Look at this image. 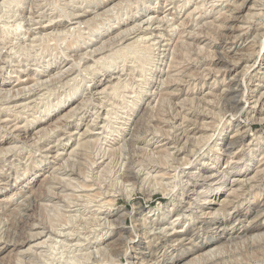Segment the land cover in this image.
Segmentation results:
<instances>
[{
  "label": "rangeland",
  "instance_id": "obj_1",
  "mask_svg": "<svg viewBox=\"0 0 264 264\" xmlns=\"http://www.w3.org/2000/svg\"><path fill=\"white\" fill-rule=\"evenodd\" d=\"M13 2L0 6V264H195L213 250L214 264H264V0ZM81 3L84 23L35 32ZM27 8L46 19L21 21ZM216 167L239 183L205 180Z\"/></svg>",
  "mask_w": 264,
  "mask_h": 264
},
{
  "label": "bare ground",
  "instance_id": "obj_2",
  "mask_svg": "<svg viewBox=\"0 0 264 264\" xmlns=\"http://www.w3.org/2000/svg\"><path fill=\"white\" fill-rule=\"evenodd\" d=\"M14 0H0V6L1 5H6L7 3L9 4L10 2H13ZM70 1V0H69ZM94 1V0H93ZM133 1V0H132ZM168 1V0H167ZM22 2V1H21ZM74 2V1H73ZM75 2H76V0H75ZM80 2H81V0H80ZM88 2V1H87ZM86 2V3H87ZM90 2V1H89ZM208 2V1H207ZM14 3V2H13ZM17 3V2H16ZM54 3H56V2H54ZM69 3V2H68ZM71 3H72V1H71ZM95 4H96V2H94ZM195 3V2H194ZM72 4H74V3H72ZM83 3H81V4H76V5H74V9H73V11H72V13L70 12L66 17H67V21H65L64 23H53V21L54 20H52V19H50V18H52V17H46L47 18V20H46V23H43V22H38L37 21V23L36 22H34V26H37L36 28H34V30H35V32L36 33H42V32H47V31H51L54 27L56 28V27H60V26H64V25H66V23L68 24V23H72V24H74V23H76L77 25H79V24H82V23H84V21L82 20V18L83 17H87V13L89 12V10L91 9H89V10H87L88 8H89V6H84V7H82L81 8V6H83L82 5ZM21 5H22V3H21ZM65 5V4H64ZM68 5V4H67ZM66 5V6H67ZM71 4L69 3V6H70ZM98 5V4H97ZM97 5H95V6H97ZM212 5V4H211ZM16 6V5H15ZM25 6V5H24ZM57 6V5H56ZM69 6H67V7H69ZM201 6V5H200ZM11 7V6H10ZM23 7V6H22ZM26 7V6H25ZM92 7V6H91ZM210 7V6H209ZM21 8V7H20ZM64 8H65V6H64ZM71 8V7H70ZM93 8H94V6H93ZM115 8V7H114ZM136 8V7H135ZM24 9V8H23ZM18 10H20V9H18ZM31 10H33V9H31ZM70 10V9H69ZM112 10V9H111ZM23 11V10H22ZM20 12L19 13V16H20V20L22 21V20H24V19H27V21H30V22H33L35 19H37V20H43L45 17H43L42 15H37V14H33L32 13V11H30L28 8L24 11V12ZM34 11H35V9H34ZM62 11V10H61ZM114 11V10H113ZM112 11V12H113ZM40 12V11H39ZM171 12V11H170ZM8 14V13H7ZM41 14H42V12H41ZM37 15V16H36ZM86 15V16H85ZM255 15V14H254ZM18 16V17H19ZM31 16V17H30ZM60 16V15H59ZM156 16V15H155ZM163 16V15H162ZM147 17V16H146ZM159 17V16H158ZM45 18V19H46ZM49 18V19H48ZM63 18V17H62ZM64 19H65V17H64ZM151 19V18H150ZM154 19V18H153ZM164 20V19H163ZM26 21V20H25ZM116 21V20H115ZM148 21H149V17H148ZM147 21V22H148ZM166 21V20H165ZM12 22V21H11ZM13 22H15V25L18 27V26H21L22 25V22H21V25H20V22L18 23H16V20H14ZM29 22V23H30ZM153 22H154V20H153ZM226 22V21H225ZM25 23V22H24ZM159 23V22H158ZM15 25H13V26H15ZM31 25V24H30ZM140 26H141V24H139ZM139 25H137V26H139ZM12 26V25H11ZM15 26V27H16ZM23 26V25H22ZM87 26V25H86ZM137 26H134V27H132V28H130V29H128V30H126L125 32L124 31H122L123 33L122 34H120L119 36H123V38H125V39H127V38H129V36H132V35H130L132 32H133V30H135V32L137 31H139V27L137 28ZM150 26V25H149ZM27 27V26H26ZM76 27V26H75ZM78 27V26H77ZM142 27V26H141ZM250 27V26H249ZM3 28H4V26H3ZM8 28H10V27H8ZM20 28V27H19ZM66 28H67V26H66ZM60 29V28H59ZM88 29V28H87ZM150 29V28H149ZM163 29V28H162ZM224 29V28H223ZM250 29V28H249ZM28 30V29H27ZM26 30V31H27ZM31 30V29H30ZM144 30H145V27H144ZM156 30V29H155ZM245 30V29H244ZM15 31V30H14ZM16 31H18V30H16ZM74 31V30H73ZM82 31V30H81ZM257 31V30H256ZM134 32V33H135ZM188 32H189V30H188ZM32 34V33H31ZM30 34V35H31ZM76 34V33H75ZM164 34V33H163ZM62 35V34H61ZM160 35V34H159ZM182 35V34H181ZM31 36H33V35H31ZM69 36V35H68ZM162 36V35H161ZM191 36V35H190ZM235 36V35H234ZM47 37V36H46ZM79 37V36H78ZM149 37V36H148ZM222 37H223V35H222ZM254 37V36H253ZM49 38V37H48ZM141 38H143V37H141ZM159 38V37H158ZM264 38V37H263ZM42 39H44V38H42ZM121 39H122V37H121ZM134 39H136V38H134ZM234 39H235V37H234ZM2 40H4V39H2ZM36 40V39H35ZM124 40V39H123ZM139 40H140V38H139ZM156 40V39H155ZM160 40V39H159ZM5 41V40H4ZM117 41V40H116ZM23 42V41H22ZM119 42V41H118ZM163 42V41H162ZM188 42V41H187ZM7 43V42H6ZM59 43V42H58ZM140 43V42H139ZM192 43V42H191ZM194 43V42H193ZM118 44V43H117ZM152 44V43H151ZM263 44V43H262ZM12 45V44H11ZM18 45V44H17ZM189 45V44H188ZM23 46V45H22ZM129 46V45H128ZM135 46V45H134ZM3 47V46H2ZM112 47V46H111ZM126 47V46H125ZM262 47H263V45H262ZM5 48V47H4ZM36 48V47H35ZM127 48H129V47H127ZM3 49V48H2ZM103 49V48H102ZM115 49V48H114ZM183 49V48H182ZM137 50H138V48H137ZM15 51V50H14ZM100 51V50H99ZM98 51V52H99ZM131 51H133V50H131ZM139 51V50H138ZM6 52H8L7 50H6ZM10 52V51H9ZM52 52V51H51ZM16 53V52H15ZM8 54V53H7ZM37 54H38V52H37ZM55 54V53H54ZM62 54H64V53H62ZM106 54V53H105ZM4 55V54H3ZM264 55V54H263ZM263 55H261L260 56V58L261 57H263V59H262V61H264V56ZM66 56V55H65ZM81 57V56H80ZM90 57V56H89ZM92 57V56H91ZM87 58V57H86ZM249 58V57H248ZM17 59V58H16ZM39 59V58H38ZM62 59V58H61ZM68 59V58H67ZM78 59V58H77ZM80 59V58H79ZM27 60V59H26ZM248 60V59H247ZM1 61V60H0ZM18 61V60H17ZM36 61V60H35ZM85 61V60H84ZM133 61V60H132ZM196 61V60H195ZM3 62H4V59H3ZM5 62H7V60L5 61ZM4 62V63H5ZM72 62V61H71ZM106 62V61H105ZM150 62V61H149ZM172 62V61H171ZM9 63V62H8ZM66 63V61H62V62H60V66H62L63 64H65ZM84 63V62H83ZM95 63V62H94ZM93 63V64H94ZM0 64H2V66H3V63L1 62ZM92 64V65H93ZM6 65V64H5ZM39 65V64H38ZM139 65V64H138ZM10 66V65H9ZM100 66V65H99ZM230 66V65H229ZM258 66V65H257ZM4 67V66H3ZM3 67H0V69H3ZM11 67V66H10ZM65 67V66H64ZM72 67V66H71ZM233 67V66H232ZM9 69V68H8ZM12 69V68H11ZM63 69V68H62ZM70 69V68H69ZM96 69V68H95ZM258 69V68H257ZM141 70V69H140ZM260 70V69H259ZM12 71V70H11ZM10 71V72H11ZM14 71V70H13ZM262 71V70H261ZM60 73V75L62 74V72L61 71H59ZM71 72V70H66V72H64V74L65 75H67V73H70ZM88 72V71H87ZM129 72V71H128ZM132 72V71H131ZM168 72V71H167ZM169 73V72H168ZM64 74L63 75H61V77L60 78H62L63 76H64ZM57 75V74H56ZM55 75V76H56ZM59 75V76H60ZM179 76V75H178ZM47 78V77H46ZM52 78V77H51ZM143 78V77H142ZM213 78V77H212ZM55 79V78H54ZM193 79V78H192ZM18 80V79H17ZM47 80V79H46ZM140 80V79H139ZM60 81V80H59ZM258 82H261V78H259V81ZM71 83V82H70ZM238 84V83H237ZM260 84V83H259ZM41 85V84H40ZM45 85V84H44ZM43 85V86H44ZM64 85V84H63ZM74 85V84H73ZM128 85V84H127ZM163 85V84H162ZM42 86V85H41ZM262 86V85H261ZM74 87V86H73ZM161 87V86H160ZM39 88V87H38ZM24 89H27V88H24ZM29 89V88H28ZM34 89H35V87H34ZM244 89V88H243ZM23 90V89H22ZM61 90V89H60ZM257 90V89H256ZM31 91H32V88H31ZM44 91V90H43ZM23 92V91H22ZM19 93L20 94V96H16L15 95V93H13V95H11V97H9V98H7L6 97V101H9V100H11V99H13V98H15V100H16V98L17 97H22V94L23 93ZM260 92V91H259ZM9 93V92H8ZM32 93V92H31ZM227 94V93H226ZM5 95V94H4ZM7 95V94H6ZM28 94H26V95H24L23 94V96L26 98V97H28L27 96ZM33 95V94H32ZM251 96V95H250ZM35 97V96H34ZM33 97V98H34ZM255 97H256V99L254 100V104H258L261 100H263L262 99V97H264V91L263 92H261V93H258L257 94V96H256V94H255ZM32 98V97H31ZM36 98V97H35ZM131 98V97H130ZM252 98V97H251ZM254 98V97H253ZM2 99V98H1ZM164 99V98H163ZM241 99V98H240ZM14 100V99H13ZM26 100V99H25ZM33 100V99H32ZM249 101V100H248ZM24 102V101H23ZM29 102H31V101H29ZM33 102V101H32ZM35 102V101H34ZM239 102V101H238ZM253 102V101H252ZM7 103V102H6ZM15 103V102H14ZM20 104V103H19ZM23 104V103H22ZM21 104V105H22ZM205 104V103H204ZM234 104V103H233ZM12 105V104H11ZM25 105H27L26 103H25ZM29 105H31V104H29ZM28 105V107H32V105L31 106H29ZM16 106L17 105H15L14 107L16 108ZM23 106V105H22ZM137 106V105H136ZM140 107V106H139ZM139 107L136 109V111H138V109H139ZM221 107V106H220ZM4 111V110H3ZM35 111V110H34ZM141 112V111H140ZM247 113H254V112H252V111H248ZM261 113V112H260ZM100 114V113H99ZM95 115H97V114H95ZM196 115V114H195ZM197 115H199V114H197ZM99 117H100V115H98ZM104 116V115H103ZM177 116V115H176ZM252 117H254V116H252ZM94 118H96V119H98L97 118V116H95ZM101 118V117H100ZM248 118H251V117H248ZM261 118V117H260ZM259 118V119H260ZM2 119V118H1ZM6 119V118H5ZM5 119H3L2 121H0V122H4V120ZM150 119V118H149ZM264 120V118H261V120ZM128 120V119H127ZM250 120V119H249ZM260 120V121H261ZM262 120V121H263ZM5 121H7V120H5ZM94 121H95V119H94ZM103 121V120H102ZM152 121V120H151ZM201 121V120H200ZM259 121V122H260ZM128 125H130V122L129 123H127ZM190 124V123H189ZM91 125H93V124H91ZM96 126H97V124H95ZM100 125V124H99ZM98 125V126H99ZM245 125H247V124H245ZM103 126V125H102ZM23 127V126H22ZM91 126H89V128H90ZM94 126H92V128H93ZM4 128H5V125H4ZM97 128V127H96ZM129 128V127H128ZM128 128H126V130H128ZM247 128V127H246ZM15 129H17V128H15ZM92 130H94V128L92 129ZM123 130V129H122ZM121 130V131H122ZM128 132V131H127ZM247 132H248V130L247 129H244V130H242V131H237L236 132V137L237 138H235L233 141L231 140L230 141V143H229V147H233V145L235 144V143H237V142H240V144L242 145V143H243V140H244V138H247V137H249L248 136V134H247ZM89 133H91V132H89ZM110 133V132H109ZM69 134V133H68ZM121 134V133H120ZM119 134V135H120ZM158 134V133H157ZM121 136V135H120ZM184 136V135H183ZM261 136V135H260ZM81 137V136H80ZM79 137V138H80ZM150 137V136H149ZM178 137H179V135H178ZM252 137V136H251ZM255 137V136H254ZM120 138V137H119ZM180 138H182V136L180 137ZM184 138H186V136L184 137ZM189 138V137H188ZM259 138L260 137H258V139L257 138H251V139H249L250 141H249V143H248V145H252V143H254L253 141H255V140H257V143H259ZM123 140H125V138L123 139ZM139 139H131L130 141H134L135 143L134 144H138L140 141H143V142H145V145H149L150 144V140H139ZM179 140V139H178ZM183 140V139H182ZM125 141H127V140H125ZM187 141H189V140H187ZM183 142H184V140H183ZM85 143V142H84ZM88 143V142H87ZM125 143V142H124ZM182 143V142H181ZM82 144V143H81ZM144 144V143H143ZM79 145V144H78ZM77 145V146H78ZM186 145V144H185ZM83 146V145H82ZM118 146V147H117ZM125 146V145H124ZM182 146H183V144H182ZM88 147V146H87ZM110 147L111 148H113L112 150H117L118 148L120 149V147H121V145L119 146L118 145V143L116 142V141H114L113 143H111V145H110ZM55 148V147H54ZM185 148V147H184ZM250 148V147H249ZM40 149V148H39ZM81 149V148H80ZM180 149H181V147H180ZM228 149V148H227ZM242 149V148H241ZM12 150V149H11ZM10 150V151H11ZM73 150V149H72ZM121 150V149H120ZM139 150H143V151H145L144 149H141L140 147H139ZM189 150V149H188ZM250 151H251V149L250 150H248L247 151V153L246 154H249L250 153ZM9 152V151H8ZM78 152V151H77ZM95 152V151H94ZM93 152V153H94ZM178 152H180V150L178 151ZM177 152V153H178ZM253 152V151H252ZM10 153V152H9ZM73 153V152H72ZM91 153V152H90ZM172 153H173V151H172ZM191 153V152H190ZM232 153V152H231ZM237 152H234V153H232V155L231 156H229L230 158L228 159V160H232V159H234V158H236L237 156L236 155H238L239 156V154L241 153H237ZM55 154V153H54ZM244 154V153H243ZM6 155H7V153H6ZM57 155V154H56ZM59 155V154H58ZM69 155H70V153H69ZM46 156V155H45ZM241 158H243V157H241ZM107 159V158H106ZM230 160V161H231ZM242 160V159H241ZM107 161V160H106ZM227 161V160H226ZM225 161V162H226ZM230 161H227V162H230ZM232 161H234V160H232ZM231 161V162H232ZM88 162V161H87ZM102 162V161H101ZM104 163V161L102 162V164ZM106 163V162H105ZM104 163V164H105ZM235 163V162H234ZM234 163H233V165H234ZM152 165V164H151ZM228 165V164H227ZM90 166V165H89ZM229 166V165H228ZM227 166V167H228ZM235 166V165H234ZM14 167V166H13ZM187 167V166H186ZM70 169V168H69ZM233 170V169H232ZM139 172V171H138ZM163 172V171H162ZM174 172V171H173ZM194 172V171H193ZM108 173V172H107ZM199 173H201V172H199ZM239 173V172H238ZM145 174V173H144ZM170 174H172V173H170ZM232 174V171L230 170V169H223V170H221L219 167L217 168H215V170L213 171H210L209 173H207V175H206V177H205V180L206 179H209V178H213V177H217V178H219V180L218 181H220L221 182V188H223V189H225L227 186H229V188H231L233 185H235L236 183H239L238 182V180L237 179H235V177H233V175H231ZM105 175V174H104ZM177 175V174H176ZM188 175H189V179L190 178H192V177H195L196 175H194L193 173H188ZM6 176V175H5ZM68 177V176H67ZM146 177V176H145ZM198 177H203V174H200V175H198ZM154 179V178H153ZM107 180V179H106ZM117 181V180H116ZM2 182V181H1ZM109 185V184H108ZM191 185V184H190ZM178 186V185H177ZM192 186V188H191V190L190 191H192V192H196L195 191V188H196V184L195 185H191ZM186 187L187 188H189L187 185H186ZM220 188V189H221ZM104 189V188H103ZM190 189V188H189ZM130 191V190H129ZM235 191H234V189H232L231 190V193H234ZM197 193V192H196ZM116 194V193H115ZM215 196L216 195H218V194H214ZM228 195H230V194H228ZM207 200V199H206ZM215 200V199H214ZM217 200V199H216ZM58 201V200H57ZM86 201V200H85ZM55 203V202H54ZM199 203V202H198ZM205 203H207V204H212V203H216V201H213V200H210L209 198H208V201H205ZM232 203V201L231 200H227V198H225L224 200H222L220 203H219V206L220 207H224V206H227V205H229V204H231ZM53 204V203H52ZM61 205V204H60ZM189 205V204H188ZM87 206V205H86ZM192 206V205H191ZM54 207V206H53ZM57 207V206H56ZM62 208V207H61ZM97 208V207H96ZM186 210V208L183 206V205H181V204H179L178 206H177V208H176V210H178V213H181V212H184L185 210ZM198 209H199V211L197 212V210L195 211V212H193V211H189L190 213H189V215L191 216V215H196V217H206L207 215H214L215 214V212L216 211H218L217 209H215V211H211V210H209V208H208V210L209 211H207L206 209H203V207L201 208V207H198ZM62 210V209H61ZM63 211V210H62ZM187 211V210H186ZM62 213V212H61ZM180 215V214H179ZM197 215H199V216H197ZM143 217V216H142ZM163 217V216H162ZM177 217V216H176ZM146 218V217H145ZM233 218H235V217H233ZM191 219H193L192 217H191ZM83 220V219H82ZM177 220V219H176ZM146 221V220H145ZM105 222V221H104ZM150 222V221H149ZM171 222H175V221H171ZM94 224V223H93ZM107 224V223H106ZM172 224H174V223H172ZM81 226V225H80ZM87 226V225H86ZM145 226H147L146 224H145ZM223 226V225H222ZM137 227V226H136ZM200 227V226H199ZM147 228V227H146ZM52 229V228H51ZM245 231V230H244ZM46 233H48L47 231L46 232H42L41 233V235H46ZM235 234H241V233H243V231H241V230H235V232H234ZM55 234V233H54ZM64 234V233H63ZM49 235V234H48ZM56 236V235H55ZM183 236V235H182ZM51 237V236H50ZM84 237V236H83ZM48 238V237H47ZM52 238V237H51ZM46 240V239H45ZM50 241V240H49ZM47 242V241H46ZM131 242V241H130ZM53 243V242H52ZM51 243V244H52ZM40 244H42V243H40ZM49 244V243H48ZM63 244V243H62ZM76 244H78V243H76ZM98 246V244L97 245H95L93 248V251H91L90 252V254L91 253H94V254H100V252H104L105 251V249H103V248H101V247H97ZM130 249H132V248H130ZM88 250V249H87ZM129 250V249H128ZM127 250V251H128ZM52 251H53V249H52ZM51 252V251H50ZM80 252V251H79ZM215 253H216V251H207V252H204L200 257H199V259L196 261V262H194L195 264H214V260H215V258H217L216 257V255H215ZM127 254V253H126ZM125 254V255H126ZM45 255V254H44ZM124 255V256H125ZM218 256V255H217ZM83 257V256H82ZM89 258V257H88ZM54 259H55V257H54ZM83 259V258H82ZM256 259V258H255ZM41 260V259H40ZM52 260V259H51ZM150 260V259H149ZM194 260V259H193ZM47 262V261H46ZM216 262V261H215Z\"/></svg>",
  "mask_w": 264,
  "mask_h": 264
}]
</instances>
